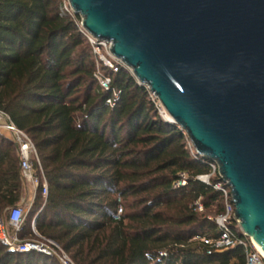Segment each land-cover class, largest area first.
Masks as SVG:
<instances>
[{
    "label": "trees",
    "instance_id": "16d2710c",
    "mask_svg": "<svg viewBox=\"0 0 264 264\" xmlns=\"http://www.w3.org/2000/svg\"><path fill=\"white\" fill-rule=\"evenodd\" d=\"M60 1L0 0V109L33 140L48 187L37 186L18 236L33 237L34 221L78 264H246L242 245L208 253L201 239L224 208L218 171L199 177L214 161L126 65L102 63ZM22 190L17 147L0 132V217ZM0 264L61 263L0 242Z\"/></svg>",
    "mask_w": 264,
    "mask_h": 264
},
{
    "label": "water",
    "instance_id": "95a60500",
    "mask_svg": "<svg viewBox=\"0 0 264 264\" xmlns=\"http://www.w3.org/2000/svg\"><path fill=\"white\" fill-rule=\"evenodd\" d=\"M69 2L217 163L241 229L264 249V0Z\"/></svg>",
    "mask_w": 264,
    "mask_h": 264
},
{
    "label": "built area",
    "instance_id": "2783aa9c",
    "mask_svg": "<svg viewBox=\"0 0 264 264\" xmlns=\"http://www.w3.org/2000/svg\"><path fill=\"white\" fill-rule=\"evenodd\" d=\"M59 12L61 14H68L72 16L76 15L69 0L60 1ZM79 27L91 43L95 54H99L98 50L101 45L105 46V48L107 47V53L111 55V58L108 57L104 59L105 65L112 68L113 70H116L117 62H121L122 64H124L121 59L111 53L110 41L106 39H99L91 35L82 27L81 18L79 19ZM95 76L98 78V81L102 86H104L105 88L108 87V76L103 75L100 71H96ZM152 94L154 95L153 92ZM114 96H117V92H114ZM113 100L114 98H108L107 103L112 105L114 102ZM158 109H160V113L165 116L159 100ZM0 128L4 129L7 132L8 136L14 141L17 147L22 181L26 184H32L35 190L37 186L41 184L42 195L46 196L48 191L47 181L37 156L35 144L31 137L26 132L18 128L12 122L8 114L2 109H0ZM188 142L190 146L193 147L189 138ZM33 159H35L37 167L34 166ZM210 165L212 171L209 174L199 176L204 181L209 180V175L211 173H214L216 170L218 171V165L215 161ZM185 175L186 173L182 172L181 178L178 179L175 184L179 185L184 183ZM222 182H224V184ZM214 187L220 189L223 193L224 208L214 217L216 222V234L201 237V239L207 244V252L211 253L213 251H221L235 245H242L245 252L246 264H264V256L257 249L252 238L241 229L239 222L235 216V205L232 199L229 185L221 179V181H217L216 183H214ZM31 203L32 199L30 200L29 205H31ZM197 209L203 210V205L199 201H197ZM24 215L25 209L23 204L18 203L6 208L5 213L0 217L1 243H3L10 250H37L48 255H55L59 259L61 264H76L66 253V251L51 238H47L41 235L40 237H42V239L34 237H19L17 231L22 225ZM234 225L239 228L240 232L237 231ZM32 229L35 233H37L35 230L34 221H32Z\"/></svg>",
    "mask_w": 264,
    "mask_h": 264
},
{
    "label": "rangeland",
    "instance_id": "374dc122",
    "mask_svg": "<svg viewBox=\"0 0 264 264\" xmlns=\"http://www.w3.org/2000/svg\"><path fill=\"white\" fill-rule=\"evenodd\" d=\"M88 39V38H87ZM89 41V40H88ZM91 44V43H90ZM92 46V45H91ZM92 50H93V52H94V49H93V47H92ZM99 54H96L97 55V57L102 61V63H104V59L105 58H111V55H109L108 53H107V47L105 48V46H103V45H101V47L99 48ZM95 53V52H94ZM107 66V65H106ZM97 71H102V69L100 68V66L98 65L97 66ZM97 78V77H96ZM98 79V78H97ZM162 111H163V113H164V115H165V112H164V106L162 107ZM159 113H160V109H159ZM161 114V113H160ZM161 116L163 117V114H161ZM166 116V115H165ZM29 208H30V205L29 204H26L25 206H24V209H25V215H24V218H25V216L27 215V213H28V210H29ZM36 230V229H35ZM36 232H37V230H36ZM40 235L41 234H39V232H37V233H35V235L33 236L34 238H39V239H42V237H40ZM41 236H43V235H41ZM45 237V236H44ZM47 238H49V237H47ZM52 239V238H51ZM52 240H54V241H56L55 239H52ZM60 246H61V244L58 242V241H56ZM62 247V246H61ZM63 248V247H62ZM66 251V250H65ZM66 253L70 256V258L76 263V264H78L72 257H71V255L66 251Z\"/></svg>",
    "mask_w": 264,
    "mask_h": 264
},
{
    "label": "crops",
    "instance_id": "0c3cea01",
    "mask_svg": "<svg viewBox=\"0 0 264 264\" xmlns=\"http://www.w3.org/2000/svg\"><path fill=\"white\" fill-rule=\"evenodd\" d=\"M0 132L4 133L7 135V132L0 128ZM35 188L32 184H26L23 182V190H22V194L20 196L19 201L16 204H23L24 206L26 204H29L30 200L34 198L35 196Z\"/></svg>",
    "mask_w": 264,
    "mask_h": 264
},
{
    "label": "bare ground",
    "instance_id": "6f19581e",
    "mask_svg": "<svg viewBox=\"0 0 264 264\" xmlns=\"http://www.w3.org/2000/svg\"><path fill=\"white\" fill-rule=\"evenodd\" d=\"M161 106L163 107V105L161 104ZM164 112L166 117L168 118H172V116L169 114V112L164 108ZM252 238V237H251ZM255 246L257 247V249L260 251V253L264 256V249L252 238Z\"/></svg>",
    "mask_w": 264,
    "mask_h": 264
}]
</instances>
